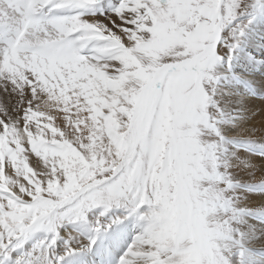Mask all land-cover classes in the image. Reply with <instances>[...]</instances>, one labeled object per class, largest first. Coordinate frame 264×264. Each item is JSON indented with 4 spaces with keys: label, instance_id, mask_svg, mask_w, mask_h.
<instances>
[{
    "label": "snow or ice",
    "instance_id": "6c2138e0",
    "mask_svg": "<svg viewBox=\"0 0 264 264\" xmlns=\"http://www.w3.org/2000/svg\"><path fill=\"white\" fill-rule=\"evenodd\" d=\"M98 4L0 0V257L45 229L47 247L9 264H58L96 240L50 256L60 221L92 213L100 233L111 225L99 218L123 207L112 224L132 217L140 231L116 264H228L226 209L213 183L219 78L206 70L232 58L236 45L221 46L220 32L237 5L117 0L97 15ZM45 8L75 14L45 28ZM165 191L176 200L171 222Z\"/></svg>",
    "mask_w": 264,
    "mask_h": 264
},
{
    "label": "bare ground",
    "instance_id": "6f19581e",
    "mask_svg": "<svg viewBox=\"0 0 264 264\" xmlns=\"http://www.w3.org/2000/svg\"><path fill=\"white\" fill-rule=\"evenodd\" d=\"M102 2L104 7L97 5V15L100 11L109 15L117 0ZM261 9L258 16L264 17V6ZM62 11L75 14L73 9L63 8ZM8 12L14 15L11 10ZM42 24L45 28L51 27L49 21ZM250 25H255L256 29H249V34L246 31L242 35L243 40L231 62L222 61L214 65L219 83L213 97L218 102V109H211L215 118L212 139L216 144L214 155L217 168L213 183L221 191L226 209L223 218L227 219L228 225L225 238L220 241V252L228 264H264V101L252 92L253 87L264 94V40H261L264 39V32H258L260 28L264 30V22L256 19ZM247 34L249 37H246ZM95 54L98 56V53ZM220 176L226 179V184L219 183ZM134 231L124 233L127 235L124 238L121 235L120 240L115 234L109 237L108 249L114 264L137 234ZM37 233L40 235L42 232ZM38 237L33 235L21 241L24 254L40 245L43 240H36ZM71 238L74 239L68 240L72 243L71 247L86 245L90 241L76 240L74 235ZM98 241L95 240L92 245ZM21 248L11 255L12 261L24 255L20 254ZM56 249L57 253L47 249L48 254L59 256L67 250L64 246ZM81 254L93 261L104 251L96 248Z\"/></svg>",
    "mask_w": 264,
    "mask_h": 264
},
{
    "label": "rangeland",
    "instance_id": "374dc122",
    "mask_svg": "<svg viewBox=\"0 0 264 264\" xmlns=\"http://www.w3.org/2000/svg\"><path fill=\"white\" fill-rule=\"evenodd\" d=\"M263 1L264 0H224L226 4L228 3L236 4L237 7L235 8L233 18H231L230 21L226 22L225 26L221 29L220 36L223 38L221 40V46L231 47L232 42H233V44L236 45V47L233 49V54H234V52L239 46L240 41L243 40V37L242 35H240V32L243 31V35H244L246 31L249 34V29L250 30L256 29L255 25H250V23L256 22V19L257 21L264 22V17H262L261 15L258 16V14L260 13V10H262L261 8H263L264 6V3H262ZM258 32L263 34L264 30L260 28ZM248 34L246 37H249ZM261 40H264V39H261ZM197 47H199V45L196 43L195 39L190 38L188 41V48L190 50H195V48ZM233 54H232V57H233ZM99 55L100 53H98V56ZM222 61H225L227 63L231 62V60H229L227 56H224ZM214 65L215 64H213L210 69L206 70V74H213L217 77V74L214 70ZM184 75L186 77H191V70H189ZM252 92L256 94L257 96L261 97L264 101V94L260 90L252 87ZM247 93H249V91H247ZM167 129H168V124H167V120H165L163 123V126L160 129V136H161V141H162L160 144L161 157H163V155L165 154L163 140L166 139ZM218 181L221 184H226V179L222 176L219 177ZM219 192L221 193V191ZM161 198L165 201L164 211L166 215L168 216L169 221L171 222L176 213L175 197L169 200L168 194L165 191L162 193ZM221 198H222V195H221ZM124 215H127V212L123 207L110 209L109 213H106L104 217H100L99 219L104 226H107V225H111V226L107 227L106 231H103L100 233H95L93 231V229L96 226L95 225L96 216H94L92 213L88 215L87 222L68 221L66 219L62 220L57 224L56 229H55V234L57 236L56 242L49 249L50 251L57 253L58 250L56 248L58 246H61V247L64 246L66 248L71 247L72 243L68 241V240H74L71 238V235H74L75 237H77L76 240H90V238H92L93 236L96 237V240H100V238H104L108 240L112 234H115L117 236V239L120 240V236L122 235V238H124V236L127 235L124 233L126 232L130 233V230L132 231L135 229L134 232L138 233L140 231V228L138 226L134 227L135 221L132 217H129L127 220H119L117 223L112 224V220L116 219L117 217L124 216ZM37 231H41L42 235H47V239L43 240V238L40 237ZM33 235L39 236L36 240H43L47 246V242L51 239L53 234L48 232L45 229H39L32 233H29L24 238V240H28V238ZM133 236L134 234L132 235V237ZM67 242H68V246H67ZM22 245L23 244L20 242V246L17 247L16 250H13L10 252V256H9L10 259H11V255L15 253L16 251H18L22 247ZM227 259L229 260V257Z\"/></svg>",
    "mask_w": 264,
    "mask_h": 264
}]
</instances>
